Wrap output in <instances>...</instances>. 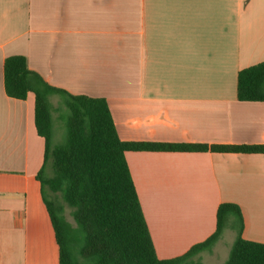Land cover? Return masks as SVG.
Wrapping results in <instances>:
<instances>
[{"label": "crops", "instance_id": "1", "mask_svg": "<svg viewBox=\"0 0 264 264\" xmlns=\"http://www.w3.org/2000/svg\"><path fill=\"white\" fill-rule=\"evenodd\" d=\"M17 55L51 86L105 99L123 142L264 146V100L237 93L239 72L264 62V0H0V264L60 258L35 95L5 90ZM125 156L159 259L209 239L224 203L264 244V154ZM217 243L194 261L209 264Z\"/></svg>", "mask_w": 264, "mask_h": 264}, {"label": "trees", "instance_id": "2", "mask_svg": "<svg viewBox=\"0 0 264 264\" xmlns=\"http://www.w3.org/2000/svg\"><path fill=\"white\" fill-rule=\"evenodd\" d=\"M4 80L11 98L35 95V124L46 144L38 178L59 246V264H202L194 258L212 249L227 227L236 231V239L225 264H264V244L243 238V216L231 203L218 208L217 229L209 239L181 257L159 259L125 156L129 151L264 154V146L123 142L105 99L49 85L29 68L25 56L6 58ZM237 93L241 100H264V62L239 72ZM55 98L68 112L67 141L62 145L53 144L54 113L61 108ZM66 207L72 209L76 225L67 219Z\"/></svg>", "mask_w": 264, "mask_h": 264}, {"label": "rangeland", "instance_id": "3", "mask_svg": "<svg viewBox=\"0 0 264 264\" xmlns=\"http://www.w3.org/2000/svg\"><path fill=\"white\" fill-rule=\"evenodd\" d=\"M55 106H59V100L57 98L54 99ZM60 111L54 113L55 119V137H53L54 145H62L67 141V129L64 118L68 114L67 109L60 104ZM52 175L51 166L47 168V176ZM46 192L49 194L50 190L46 187ZM72 209L66 207V217L73 224L76 225L74 219L71 216ZM236 239V231L231 228H226L224 230L223 236L220 241L217 243L216 248L214 249V253L209 260V264H225L229 258L231 249Z\"/></svg>", "mask_w": 264, "mask_h": 264}]
</instances>
